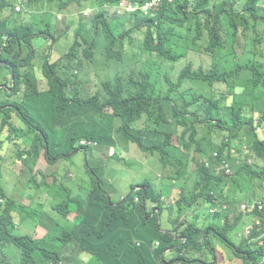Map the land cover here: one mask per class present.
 <instances>
[{"label":"clouds","instance_id":"clouds-1","mask_svg":"<svg viewBox=\"0 0 264 264\" xmlns=\"http://www.w3.org/2000/svg\"><path fill=\"white\" fill-rule=\"evenodd\" d=\"M248 1L0 0V264H94L74 244L103 232L96 198L156 220L166 264H264V0ZM137 15L158 24L101 25ZM74 48L83 86L54 72ZM121 78L127 107L101 116L96 97ZM154 157L157 181L119 193L117 163L136 176Z\"/></svg>","mask_w":264,"mask_h":264},{"label":"trees","instance_id":"trees-1","mask_svg":"<svg viewBox=\"0 0 264 264\" xmlns=\"http://www.w3.org/2000/svg\"><path fill=\"white\" fill-rule=\"evenodd\" d=\"M251 1L246 3V8L250 9ZM142 15H137L135 19H107V23L102 20L101 25L105 28L111 27L118 22L127 21L132 26L138 25L139 27L152 26L153 24H158V21L150 20L148 18H143ZM181 20V19H180ZM97 23V21H96ZM51 30L54 32V27L50 24ZM233 34L231 36L233 41H236L239 37V28H233ZM153 43L151 37H147V45ZM217 43V42H216ZM210 48V52H215L219 50L218 47ZM190 49L182 50V53H188ZM25 51H22V55ZM5 61L9 63L13 68L17 76L27 77V74L22 72L18 67L22 64L21 58L23 56L19 55V50L15 47L5 49ZM26 58V57H25ZM81 57L77 52V49H72L71 53L62 62V66L57 65L54 72L61 77H72L74 78L80 86H83V80L81 76L75 75V71L80 70ZM18 67V68H17ZM4 70H11L9 67L0 68V82L4 83L6 77L4 76ZM197 79H204V74L200 73L196 75ZM126 79L121 78L118 80L115 87L109 85L104 86V91L99 96L97 100L101 106L98 109L99 114L103 116V112L106 110H113L114 112H121L127 107V91ZM52 96H55L54 91H52ZM208 116L213 114L212 110H206ZM88 129V123L82 122L79 125V130L81 133L86 134ZM95 205L97 211H91L93 215V221L96 223L101 222V227L103 229L102 234L95 232L88 240L85 242H80L79 244H74L79 250H88L95 253L97 259L94 264H166L162 261V253L170 247L171 238L165 236L158 229L157 221L150 220L147 221L141 217V211L138 208H126L119 210L121 215L115 214L111 209L102 204L100 198H96ZM111 215H114L112 217ZM82 216L77 215L74 219V224L77 227L81 226ZM122 224V229L120 226ZM155 241H162V251L155 254L152 251V245ZM137 242V243H135ZM64 245H59L56 247L57 253L71 248V245L64 243Z\"/></svg>","mask_w":264,"mask_h":264},{"label":"rangeland","instance_id":"rangeland-1","mask_svg":"<svg viewBox=\"0 0 264 264\" xmlns=\"http://www.w3.org/2000/svg\"><path fill=\"white\" fill-rule=\"evenodd\" d=\"M73 13H77V8L72 10ZM194 22L191 21L190 23H188L186 25V27L183 28V32L186 34L187 30L189 28H191V24ZM56 59V58H55ZM138 151L140 153H142L139 148L134 145ZM143 154V153H142ZM119 156L120 158H124V159H129L127 154L125 153V151H122V152H119ZM155 159H157V157H154ZM158 161V165L157 166H152V167H149L145 162H144V165L142 166L141 163L139 161H134V164L136 166V172L138 173L136 176H134L131 172H129V169L125 166V162H118V166H117V175H116V178H115V184L119 190V193H125L127 191L126 189V184L128 182V180H138L139 178H145V179H150L154 182L157 181V173L161 172V164L159 162V160L157 159ZM116 200V198H115ZM163 226L165 228H169V224L167 222H165L164 220V224ZM172 257L171 255H169V258ZM84 260V258H82Z\"/></svg>","mask_w":264,"mask_h":264}]
</instances>
